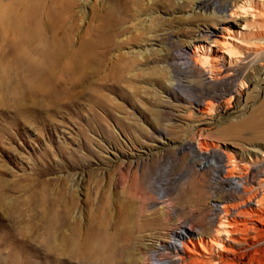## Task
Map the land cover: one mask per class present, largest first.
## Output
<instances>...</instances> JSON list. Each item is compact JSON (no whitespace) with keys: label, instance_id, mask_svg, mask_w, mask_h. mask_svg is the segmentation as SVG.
<instances>
[{"label":"rangeland","instance_id":"obj_1","mask_svg":"<svg viewBox=\"0 0 264 264\" xmlns=\"http://www.w3.org/2000/svg\"><path fill=\"white\" fill-rule=\"evenodd\" d=\"M248 1L251 19L222 12L238 0H71L68 50L94 46L84 72L43 92L16 75L11 93L0 64V264H264V225L237 255L209 242L211 200L248 195L226 177L264 215V122L246 124L264 117V84H251L264 73V0ZM206 31L235 52L230 75L209 79L184 55Z\"/></svg>","mask_w":264,"mask_h":264},{"label":"bare ground","instance_id":"obj_2","mask_svg":"<svg viewBox=\"0 0 264 264\" xmlns=\"http://www.w3.org/2000/svg\"><path fill=\"white\" fill-rule=\"evenodd\" d=\"M207 1L194 0L195 10L203 7ZM238 2L243 4L231 6V10H228V6L225 5L222 12L228 11L229 17L237 19H240L239 15L244 13L251 19L253 14L247 13V11L253 10L250 8L251 2L248 0H238ZM70 9L71 0H8L6 3L0 2V64L4 68L1 81L3 85H6L7 91L18 93L17 88L13 87V78L16 75H24L34 81L36 91L43 92L45 89L52 88L51 82L58 81L59 74L76 75L84 72V69L92 62L95 53L91 42L82 45L76 52L68 50L72 29H70L66 13ZM239 12L241 13L239 14ZM219 22L229 23L230 21H227L225 17ZM204 34L205 39L196 37L190 45L187 44L188 46L183 52L184 55L192 56V61L195 63L199 61L202 62L201 64H205L206 68L202 67L205 68L204 76L207 75L209 79L230 75L228 73L235 52L232 48L217 41L215 31H206ZM262 34L264 31L261 32ZM209 37L212 40L208 42L206 39ZM255 46L259 47L256 44ZM220 47L222 49L218 50ZM226 56L229 58L228 61ZM67 58L69 62L66 64ZM227 64L228 66H226ZM251 84L256 90H260V85L264 84V73L261 78L254 79ZM242 89L233 86L231 95L240 96ZM170 92L179 94L176 88H171ZM198 103L192 102L197 108L199 107ZM205 109L207 111L203 115L210 117L212 113L209 114V111L212 109H209L208 106ZM228 112H230L229 107L223 110L221 108L213 120L223 117ZM263 122V116L260 118L253 116L246 124L255 127ZM251 152L256 154L257 150L252 149ZM237 179H240V176L226 177L224 183L233 186L236 192L239 189L246 192L248 195L244 201L232 203L230 200L222 202L215 198L211 200V221L216 223L213 236L219 242H215L212 238L209 239V242L212 246L221 248V251L231 255L243 253L245 248L250 249L254 243L262 241V231L257 227V224L264 225V215L261 214L262 198L258 199L255 195L250 194ZM258 186L264 187V172L261 173ZM182 234L183 232H177L173 236L175 239H180ZM205 242L206 240L201 236L198 237V245L203 252L206 247L203 244ZM190 244L193 245L191 242ZM170 245L175 248L174 250H177L175 260L181 259L178 247L174 243H170ZM219 256V260L223 261L224 257L221 254Z\"/></svg>","mask_w":264,"mask_h":264}]
</instances>
